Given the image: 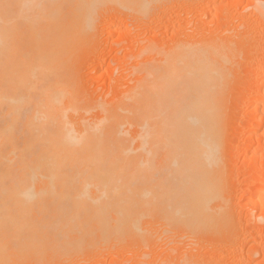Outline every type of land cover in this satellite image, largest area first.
Returning a JSON list of instances; mask_svg holds the SVG:
<instances>
[{
	"label": "bare ground",
	"instance_id": "6f19581e",
	"mask_svg": "<svg viewBox=\"0 0 264 264\" xmlns=\"http://www.w3.org/2000/svg\"><path fill=\"white\" fill-rule=\"evenodd\" d=\"M139 2L0 0V264L26 255L60 262L122 238L143 245L149 218L187 242L227 223L231 137L215 59L171 51L163 67L143 69L146 83L91 108L78 86L73 57L104 8ZM254 197V208L264 203V181Z\"/></svg>",
	"mask_w": 264,
	"mask_h": 264
},
{
	"label": "rangeland",
	"instance_id": "374dc122",
	"mask_svg": "<svg viewBox=\"0 0 264 264\" xmlns=\"http://www.w3.org/2000/svg\"><path fill=\"white\" fill-rule=\"evenodd\" d=\"M259 9L264 10V0H140L134 10L108 4L72 61L83 96L93 101L91 108L95 101L108 104L126 97L129 86L139 84L149 69L163 67V56L180 48L215 59L217 97L231 137L224 162V228L187 242L177 232L163 233L159 222L149 218L145 221L152 231L143 245L122 238L119 246L81 250L60 262L57 257L52 261L26 255L9 256L5 264H168L185 257L194 258L195 264H264V203L256 208L250 204L256 186L264 181V172L257 175L259 169L264 171V15ZM256 105L262 106L257 115L263 119L253 123L250 133L248 122L252 126Z\"/></svg>",
	"mask_w": 264,
	"mask_h": 264
}]
</instances>
